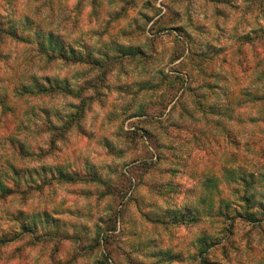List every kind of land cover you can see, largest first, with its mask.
<instances>
[{
    "label": "clouds",
    "instance_id": "clouds-1",
    "mask_svg": "<svg viewBox=\"0 0 264 264\" xmlns=\"http://www.w3.org/2000/svg\"><path fill=\"white\" fill-rule=\"evenodd\" d=\"M0 264H264V0H0Z\"/></svg>",
    "mask_w": 264,
    "mask_h": 264
}]
</instances>
